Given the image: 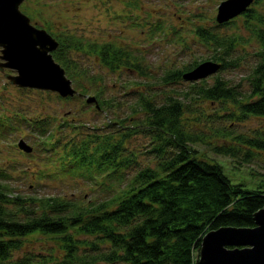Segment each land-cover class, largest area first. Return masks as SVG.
I'll use <instances>...</instances> for the list:
<instances>
[{"label":"trees","instance_id":"obj_1","mask_svg":"<svg viewBox=\"0 0 264 264\" xmlns=\"http://www.w3.org/2000/svg\"><path fill=\"white\" fill-rule=\"evenodd\" d=\"M243 13L250 19L246 26L252 27L260 42L259 60L249 75L250 89L242 92L219 75L210 85L205 79L191 84L198 97L230 100L237 109L228 115L238 119L264 116V14L253 8ZM196 33L214 45L212 58L222 61L220 70L227 68L231 61L225 55L233 49L234 39L201 26ZM56 37L60 43L53 55L83 91H88L86 83L103 79L69 57L71 48H84L80 37L71 33ZM86 48L108 71L141 69L137 71L148 73L136 54L119 43L90 42ZM197 63L166 70L162 81L183 79L184 72ZM95 94L101 112L115 105V99L105 96L103 89ZM136 105L135 110H142L145 117L133 125L124 126L125 118L107 121L109 127L118 123L126 131L95 127L93 132L67 138L62 134L65 122L38 119L33 128L49 155L55 152L72 175L90 182L100 176L102 189L114 193L87 202L61 194H14L0 168V264H199L200 242L206 231L221 225H254V213L264 205V188L247 189L231 182L221 163L193 147L199 137L184 127V102L167 95L157 104L154 97L142 94ZM139 131L156 140L153 150L160 158L155 166L145 165L130 174L129 165L137 161L134 153L125 152V142ZM229 135L234 139L230 144H210L215 154L248 162L255 149L264 150V129L251 135ZM33 233L52 239V252L40 260L27 254L12 260L23 238Z\"/></svg>","mask_w":264,"mask_h":264},{"label":"rangeland","instance_id":"obj_2","mask_svg":"<svg viewBox=\"0 0 264 264\" xmlns=\"http://www.w3.org/2000/svg\"><path fill=\"white\" fill-rule=\"evenodd\" d=\"M221 1L25 0L20 8L34 25L46 28L53 36L71 33L83 40L84 48H71L69 57L88 69L90 74L101 75L103 79L86 83L88 91H83L66 70L80 95L64 99L54 91L18 87L6 77L7 72L14 73V70L6 68L4 74L0 70V168L2 179L10 184L14 194H61L77 196L84 202L112 196L113 191L102 189L100 176L90 182L89 179L72 175L57 159L55 152L49 155L50 150L41 146L33 127L38 119L65 122L67 128L62 134H66L67 138L93 132L95 127L102 131H117L121 129L118 123L109 127L108 120L125 118L124 126H129L145 117L142 110H135L142 94L154 97L157 104L164 102L167 95L182 100L184 127L199 137L192 142L193 147L221 163L231 182L241 183L247 189H263L264 150L255 149L253 158L245 162L215 154L210 144H229L224 139L229 133L251 135L256 129H264V116L231 117L229 112L237 108L230 100L198 97L192 90L191 84L205 79V84L210 85L217 75L242 92L250 89L249 75L259 60L260 42L252 27L246 26L249 18L244 15L232 18L231 23L217 22V7ZM250 8L264 14V0L254 1ZM48 25L50 28H47ZM197 26L234 39L233 49L225 55L231 64L195 81L181 79L174 83L163 82L161 74L168 69L182 68L195 60L201 62L212 58L214 45L196 34ZM105 41L126 46L136 54L142 68L148 73L137 71L141 69H124L117 73L106 70L86 48L90 42ZM98 89H103L105 96L115 99V105L109 111L101 112L94 103L86 102L85 96H96ZM20 139H24L32 150L21 149L18 146ZM155 143L156 140L146 131L134 132L126 140L125 152L134 153L133 158L137 161L129 165L127 172L132 174L139 167L156 165L160 157L153 150ZM115 185L114 180L112 188ZM53 247L52 239L33 233L23 238L22 247L13 251L11 259L25 254L35 260L44 259ZM96 264L105 263L98 261Z\"/></svg>","mask_w":264,"mask_h":264},{"label":"water","instance_id":"obj_3","mask_svg":"<svg viewBox=\"0 0 264 264\" xmlns=\"http://www.w3.org/2000/svg\"><path fill=\"white\" fill-rule=\"evenodd\" d=\"M25 0H0V69L10 68L8 80L25 88L57 92L61 97L80 95L66 69L53 56L58 39L46 28L38 27L20 5ZM255 0H222L216 20L224 23L245 12ZM220 63L205 60L183 74L187 80H198L216 72ZM86 102L100 109L95 95ZM18 146L31 151L24 139ZM199 264H264V205L254 213L253 226L221 225L204 233L200 242Z\"/></svg>","mask_w":264,"mask_h":264},{"label":"flooded vegetation","instance_id":"obj_4","mask_svg":"<svg viewBox=\"0 0 264 264\" xmlns=\"http://www.w3.org/2000/svg\"><path fill=\"white\" fill-rule=\"evenodd\" d=\"M256 1V0H255ZM257 1H259V0H257ZM254 2V1H253ZM252 4V3H251ZM250 4V5H251ZM250 5H249V7L248 8H250ZM244 13H242V14H240V15H243ZM232 20H234V19H230L229 21H232ZM228 22V21H227ZM201 27H203V26H201ZM203 28H205V27H203ZM205 29H207V28H205ZM207 30H209V29H207ZM210 31V30H209ZM211 32V31H210ZM211 33H214V32H211ZM197 34V33H196ZM198 35V34H197ZM199 36V35H198ZM200 37V36H199ZM201 39H203L204 41H206L205 39H204V37H201ZM209 44H211V43H209ZM0 52H1V50H0ZM222 52V51H221ZM213 56V55H212ZM211 56V57H212ZM205 60V59H204ZM204 60H201V61H204ZM210 60H213V61H217V62H220V63H222V61L221 60H215V59H213V58H210ZM195 61H198V60H195ZM198 63H199V61H198ZM1 71H2V73L4 74V72H5V70H6V68L5 69H0ZM214 83V82H213ZM227 137V136H226ZM227 141L229 142V144L230 143H232L233 141H234V139H232V137H231V135H228V137H227Z\"/></svg>","mask_w":264,"mask_h":264}]
</instances>
